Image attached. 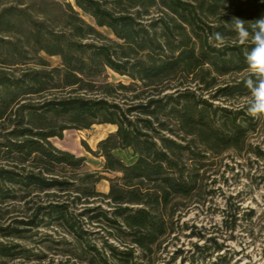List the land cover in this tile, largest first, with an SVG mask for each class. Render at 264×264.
I'll return each mask as SVG.
<instances>
[{
  "label": "trees",
  "instance_id": "16d2710c",
  "mask_svg": "<svg viewBox=\"0 0 264 264\" xmlns=\"http://www.w3.org/2000/svg\"><path fill=\"white\" fill-rule=\"evenodd\" d=\"M234 17H264V0H0V217L22 205L0 224V259H45L12 241L39 236L70 264L153 260L209 156L243 150L254 127L215 103L248 94L247 77L219 80L248 71ZM94 124L115 128L86 146L104 159L91 171L51 139Z\"/></svg>",
  "mask_w": 264,
  "mask_h": 264
},
{
  "label": "rangeland",
  "instance_id": "374dc122",
  "mask_svg": "<svg viewBox=\"0 0 264 264\" xmlns=\"http://www.w3.org/2000/svg\"><path fill=\"white\" fill-rule=\"evenodd\" d=\"M83 16L93 22L88 15ZM101 31L114 37L107 28H101ZM48 59L53 65L60 63L59 57ZM109 75L111 81H127L112 71ZM248 75L246 71L220 77L219 80L220 83L231 82ZM247 99L248 94L231 100L220 99L215 103L245 109ZM253 121L254 127L248 132L243 150H228L209 156L202 191L191 199L181 200L174 218V232L165 237L148 264H264V120ZM114 128L109 124H94L84 130L68 129L63 138L55 137L51 141L61 149L84 156L88 170H100L104 159L95 156L86 146L96 149L99 140ZM117 154L126 161L132 158L126 150H119ZM110 177L113 178L114 174ZM109 183L101 181L98 189L107 192ZM3 208V211L9 208L11 212L0 217V224L19 216L17 211L22 205L10 204ZM52 233L55 237L66 235ZM66 238L71 236L66 235ZM37 240L39 236L34 240L12 241L37 254H47L45 259L4 258L0 259V264H70L74 261H66V256L61 255L57 247L48 249Z\"/></svg>",
  "mask_w": 264,
  "mask_h": 264
},
{
  "label": "clouds",
  "instance_id": "9594fccd",
  "mask_svg": "<svg viewBox=\"0 0 264 264\" xmlns=\"http://www.w3.org/2000/svg\"><path fill=\"white\" fill-rule=\"evenodd\" d=\"M229 25V31L235 33L237 46L243 49L249 72L242 81L248 93L245 105L247 115L255 120H264V17L247 24L234 17ZM214 41L213 46L219 48L224 43V36L219 32L214 33Z\"/></svg>",
  "mask_w": 264,
  "mask_h": 264
}]
</instances>
